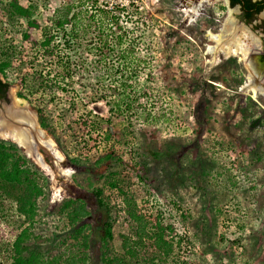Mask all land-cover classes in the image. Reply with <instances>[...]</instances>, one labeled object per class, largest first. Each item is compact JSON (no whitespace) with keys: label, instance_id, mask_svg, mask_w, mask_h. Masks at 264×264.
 Here are the masks:
<instances>
[{"label":"rangeland","instance_id":"rangeland-1","mask_svg":"<svg viewBox=\"0 0 264 264\" xmlns=\"http://www.w3.org/2000/svg\"><path fill=\"white\" fill-rule=\"evenodd\" d=\"M8 1L0 0V60L10 61L2 77L14 97L17 93L41 112L46 126H39L65 156L63 166L73 169L68 177L58 176L55 196L50 177L35 164L48 176L49 192L27 241L31 249L53 255L73 242L69 231L74 228L60 211L61 203L80 199L90 211L76 224L90 233L87 264H101L105 221L112 225V252L122 255L121 239L133 235L125 192L151 222L173 227L166 238H172L174 251L162 263L155 258V264H264V97L246 89L243 63L237 57L214 61L206 55L196 25L193 41L178 26L173 48L169 0H139L141 9L131 7L121 22L114 15L115 29L101 11L65 30L54 29L59 57H71L74 44L80 54L70 58L75 74L57 76L54 58L45 59L39 47L53 27L51 17H35L37 25L29 26L9 14ZM67 1L57 0L58 8ZM79 9L80 4L74 11ZM228 17L235 35L248 34ZM114 73L117 78L123 73L131 84L123 99L111 82ZM55 77L64 89L49 88L46 80ZM101 97L110 104L107 121L85 105ZM13 101L0 105L4 118H10ZM127 101L131 109L121 112L116 104L124 109ZM18 108L37 121L34 110L21 103ZM97 189L107 206L98 204ZM15 207L0 193V264L11 263L20 231Z\"/></svg>","mask_w":264,"mask_h":264},{"label":"trees","instance_id":"trees-1","mask_svg":"<svg viewBox=\"0 0 264 264\" xmlns=\"http://www.w3.org/2000/svg\"><path fill=\"white\" fill-rule=\"evenodd\" d=\"M79 4L81 5V3ZM78 5L75 4L74 0H68L66 4L60 6L56 14L51 17L53 27L49 29L50 33L45 34L39 43V47L44 51L42 55L45 59L51 60V58H54L53 67L56 70L59 69V73L56 71L57 76L60 75V72L64 73V76L69 77L75 74L76 65L70 63V58L74 59L79 54V46L76 47L74 44L71 49L73 55L65 60L62 59L57 52L58 45L53 43L56 34L55 30H65L66 26L77 24L85 16H88L90 19L94 17V12L89 9L74 11ZM5 8L12 16L26 20L29 26L37 25V20L34 18L37 5L24 7L20 4L19 0H9ZM100 11L104 12L102 10ZM4 53L7 58V51ZM36 57L37 55H35V61L37 60ZM32 64L33 61L31 62ZM9 65V58L0 60V98L5 97L6 90L10 85L2 77V74L5 75V67ZM34 68L36 69V67ZM110 77L111 82L115 84L120 98L123 99L122 97L126 96L125 87L131 86V84L126 82V75L121 73L117 78L114 73ZM60 78L64 79L63 75ZM56 80V77L54 79L51 78L52 83L46 80L49 88L52 84H57L61 89H64L60 84L61 82ZM112 91L114 90L112 89ZM108 92L106 91L104 96H107ZM19 95L25 96L21 93ZM101 98L90 102L92 106L91 110H94L99 115V109L97 110L95 106L98 103L105 110V113L100 114L101 119L107 121L110 104L108 103L109 101H104L105 99L107 100L106 97ZM116 105L121 112H126L132 107L131 101L125 103L124 109H121V103H117ZM40 123L42 126H46V120L42 115L40 117ZM107 136H109V133H107ZM46 176L30 158L26 157L20 147L11 141L0 139V193H6L14 201L16 205L15 210L19 215L18 227L20 231L13 241L14 253L10 264H87V249L89 247L90 233L84 232L86 226H76L77 222L83 217H86L90 212L84 200L65 199L61 203L60 211L74 228L73 231H69L70 237L73 238L72 243L67 244L53 255H46L43 252L31 249L27 243L34 233V221L39 213L43 211L40 203L44 201L43 197L47 196L49 192L48 176ZM117 184V182H110V185L114 187ZM95 193L98 204L107 206V203L101 197L102 191L97 189ZM123 194L124 211L128 217L133 235L131 237L125 236L121 239L120 246L123 251L122 255L117 253L113 254L110 246V241L113 239L112 225L111 221H105L100 237L101 264H128L126 261L136 264H155V258H157V262H164L174 251L172 238H166V230L169 229L172 231L173 227L170 225L163 226L160 221L151 222L150 219L138 211L135 201L128 197L127 193L124 192ZM152 246L154 253L151 255L149 252Z\"/></svg>","mask_w":264,"mask_h":264},{"label":"bare ground","instance_id":"bare-ground-1","mask_svg":"<svg viewBox=\"0 0 264 264\" xmlns=\"http://www.w3.org/2000/svg\"><path fill=\"white\" fill-rule=\"evenodd\" d=\"M211 1L200 0L199 3L186 4L184 12L193 21L203 2L210 4ZM248 34L235 35L234 24L227 19L224 21L219 32L216 33L210 29L206 31L205 36L209 41L213 42L212 45H208L206 53L211 54L214 57V61L237 57L238 61L243 63L248 71L245 83L246 89L251 91L254 97L257 95L264 97V60L256 67L255 63L249 58L250 51L260 44L257 38ZM219 53L220 55L218 56ZM22 101L20 98H14L13 102L17 107L13 106V109L9 111L11 119L9 117V119L4 118L0 114V138L12 140L18 147L23 149L28 158L45 171L52 181L55 196H57V192L60 191L57 183L58 176L68 177L72 170L70 168H62L60 172H56L52 163L45 159L44 154L39 149V145L51 150L57 158L63 159L65 156L59 150L55 140L38 126L33 115L29 113L30 111H18V104Z\"/></svg>","mask_w":264,"mask_h":264},{"label":"flooded vegetation","instance_id":"flooded-vegetation-1","mask_svg":"<svg viewBox=\"0 0 264 264\" xmlns=\"http://www.w3.org/2000/svg\"><path fill=\"white\" fill-rule=\"evenodd\" d=\"M160 1V0H155ZM200 0H169V26H170V34L169 37L173 38V48L176 46V35L178 31V26H183L188 31V39L193 41V38L191 36V28L192 26L196 25L198 26L197 33L202 35L204 41V53L206 55H209L206 53V46L212 45L213 42L210 41L212 44H208V38L205 36L206 31L208 29L212 30L213 32L220 31V28L222 27L225 20L228 19V15H231V18L235 21L236 25L244 28H248V33L252 34L257 40L259 41V46H257L255 49H252L249 53V58H251V61L255 63L256 67L259 66L261 60L264 57V0H212L210 4H207L203 2V4L199 7L198 13L194 16L193 21H191L188 18V15L185 14L184 8L186 4H192V3H199ZM156 18H159L158 15H155ZM231 21V20H230ZM233 22V21H231ZM239 23V25H238ZM204 24V25H202ZM233 24V23H232ZM239 28H237V32L240 31ZM208 44V45H207ZM260 52V53H259ZM255 53V54H254ZM259 53V54H258ZM220 55V53L218 54ZM211 56V54L209 55ZM256 57V58H255ZM260 60V61H259ZM17 95V93H16ZM17 98H20L16 96ZM10 91V85L6 90L5 97L0 98V105L2 103L7 104L13 98H15ZM23 101L21 104L25 107H29V109L34 110L37 118L36 122L39 126L40 123V112L38 109H36L33 105H29V101L27 99L20 98ZM92 101H95L92 99ZM89 101L85 105L88 107V109L91 112L96 113L94 110H91L92 106L90 105ZM96 104V103H95ZM98 104V103H97ZM95 105L97 107V110L99 109L98 113L103 114L105 113V110L101 108V106Z\"/></svg>","mask_w":264,"mask_h":264},{"label":"built area","instance_id":"built-area-1","mask_svg":"<svg viewBox=\"0 0 264 264\" xmlns=\"http://www.w3.org/2000/svg\"><path fill=\"white\" fill-rule=\"evenodd\" d=\"M19 2L24 7H28L31 5H37L38 0H19ZM79 3H81V8L89 9L90 11L92 10L94 13L100 10L106 12L107 15L110 16V18H108V25L113 29H115L116 27L113 22V18L115 16L117 17V14H119V16L121 17V22L123 18H126L125 15L129 16L131 7L137 10L141 9L139 0H75L76 5H78ZM42 4L43 6L37 5L38 8L34 18L41 16L53 17L58 8L57 0H45Z\"/></svg>","mask_w":264,"mask_h":264},{"label":"water","instance_id":"water-1","mask_svg":"<svg viewBox=\"0 0 264 264\" xmlns=\"http://www.w3.org/2000/svg\"><path fill=\"white\" fill-rule=\"evenodd\" d=\"M84 102H86V100H84ZM39 149H44V151H46V153L50 155L51 161H49V162L52 163V166L56 172H60V170L62 168H70L71 170H73L71 167L63 166L64 165L63 162H64L65 157L63 159L57 158L51 150L43 147L42 145H39Z\"/></svg>","mask_w":264,"mask_h":264}]
</instances>
